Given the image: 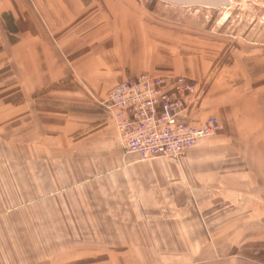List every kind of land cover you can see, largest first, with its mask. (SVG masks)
Listing matches in <instances>:
<instances>
[{
	"label": "rangeland",
	"instance_id": "obj_1",
	"mask_svg": "<svg viewBox=\"0 0 264 264\" xmlns=\"http://www.w3.org/2000/svg\"><path fill=\"white\" fill-rule=\"evenodd\" d=\"M81 1L90 8L76 15L69 0H23L33 27L22 20V42L0 51V264H264V133L248 124L247 108L204 119L197 111L252 95L264 116V0L219 9ZM93 59L130 65L134 77H191L182 76L198 85L188 120L215 118L220 131L204 143L226 135L243 151L238 162L255 169L256 185L231 173L223 187L174 189L161 168L151 180L121 171L94 140L98 126L76 128L70 111L87 97L100 110L94 122L117 131L103 105L113 86L91 92L81 82L100 67L87 68ZM65 70L81 93L64 88L72 76L63 78ZM216 159L198 164H231ZM143 199L150 209L138 204Z\"/></svg>",
	"mask_w": 264,
	"mask_h": 264
},
{
	"label": "crops",
	"instance_id": "obj_2",
	"mask_svg": "<svg viewBox=\"0 0 264 264\" xmlns=\"http://www.w3.org/2000/svg\"><path fill=\"white\" fill-rule=\"evenodd\" d=\"M32 1L34 5H37V2L40 0ZM69 2H71L72 12L76 15H81L90 8L89 4H85L81 0H69ZM42 11L46 12V9ZM46 16L47 15L45 14V18H42L41 16L40 17L42 22L45 21L46 24H48L45 26L50 27L52 23H48V18ZM32 19V15L28 13L27 9H25L24 7L23 0H0V51L2 50L4 52V50L6 49L9 50V52H11L12 49V51H14L16 45L21 43L23 40L20 37V33L22 31L21 29L23 26L22 20L24 22H27V24L32 28ZM117 53V55H119V52ZM6 54L9 59L10 54ZM94 64H97L98 66L100 65V67H96V69H94L91 74H86L83 78L84 80L81 81L91 92H97L98 85L100 83L111 84L113 86L112 88H114L116 86L113 85L114 83H123L129 78L134 77V75L136 74V71H134L130 65H126V67H124L123 65L119 64V66L113 67L109 63L100 61L98 59H93L92 61H90L89 64H87V68H92ZM62 74L63 78L69 77L71 75L73 76H71V78L69 77L70 80L64 88L68 90L72 89V91L76 92L79 91L81 93L82 87H79V85H77L79 83V79L76 78L74 73H67V70H65L64 72H62ZM58 76L62 75L59 74ZM92 76H95V79ZM182 76L189 77L187 75ZM189 78L191 79V77ZM248 90L253 91V88L250 87ZM85 99L87 100V102L85 101L86 103L84 105H74L72 106L73 109L70 110L72 114L77 116V121H75L74 124H76V128L93 129L94 127L98 126L97 129H99L100 131H98L97 133H101V135L94 140H99L100 143L102 142L104 144L103 149L101 148L100 151H102V153L106 155L109 160L117 159V164H119L121 171L124 170L122 169L124 167L135 168L138 169L139 172H143V179L151 180L153 178L155 179L160 177L157 175L159 174V168H161V172L164 173L162 177L168 179L169 182H173L174 189H179L177 187H181L183 183H185V185L186 183H189L190 187L197 188L223 187L224 181H226L225 178L231 173L233 178H237L236 180L245 178L247 182L243 183L244 185H246L248 182H251V184L253 183L254 186L256 185L255 181L258 180V175L256 174L255 169H252L250 168V166L238 162L241 158L240 155L243 154V151L237 149L233 144L231 145V147H229L226 144L229 140L226 135L221 136L220 138H213L212 140L208 141L207 144L204 143L203 140L199 141L195 146L187 151V153L185 154L186 159H184L183 163L181 164L132 163L133 159H137L139 161H151L156 159L142 160L137 154H127L119 144V134L116 130L112 129L111 127L110 129L107 124H96L94 122V119L100 113V110L92 105L93 102L91 101V99H88L87 97H85ZM42 106L46 107L44 105ZM237 106L240 108H247V116H245V118H247L246 121L248 122V124H257L261 128V132L264 133V116L261 113V102L255 101L252 95L246 96L244 99L235 98L232 101L227 102H213L204 107H201V109L197 111H199V116H202V118L204 119V117L207 118L211 114L218 113L220 110L232 107L234 108ZM260 140L264 141V135ZM213 156L217 157L216 160L220 161L221 164H223V160L231 164L226 167H218L216 164L212 165V167L210 165L208 166V164H198V162H202V160L205 162L206 158ZM132 157L133 159L131 161ZM125 158H127L126 162L123 161ZM210 180L215 181V183H209ZM120 183L122 185L121 181ZM227 185L232 187L231 184ZM262 186L264 187V183L262 184ZM185 197H188V195H185ZM138 204H140L141 207L145 210L150 209V206L152 205L151 200L144 199L142 201V204L141 201L138 200Z\"/></svg>",
	"mask_w": 264,
	"mask_h": 264
},
{
	"label": "built area",
	"instance_id": "obj_3",
	"mask_svg": "<svg viewBox=\"0 0 264 264\" xmlns=\"http://www.w3.org/2000/svg\"><path fill=\"white\" fill-rule=\"evenodd\" d=\"M197 83L140 75L116 85L103 102L127 154L142 160H180L199 141L220 131L215 118L193 123L187 118Z\"/></svg>",
	"mask_w": 264,
	"mask_h": 264
},
{
	"label": "water",
	"instance_id": "obj_4",
	"mask_svg": "<svg viewBox=\"0 0 264 264\" xmlns=\"http://www.w3.org/2000/svg\"><path fill=\"white\" fill-rule=\"evenodd\" d=\"M163 3L177 7H204L210 9H219L231 4L230 0H159Z\"/></svg>",
	"mask_w": 264,
	"mask_h": 264
},
{
	"label": "bare ground",
	"instance_id": "obj_5",
	"mask_svg": "<svg viewBox=\"0 0 264 264\" xmlns=\"http://www.w3.org/2000/svg\"><path fill=\"white\" fill-rule=\"evenodd\" d=\"M158 159V158H157ZM163 159H165V158H163ZM172 160V159H171ZM176 161V160H175Z\"/></svg>",
	"mask_w": 264,
	"mask_h": 264
}]
</instances>
